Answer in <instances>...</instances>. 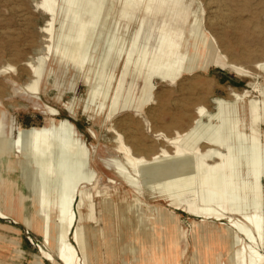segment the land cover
<instances>
[{"label": "rangeland", "instance_id": "374dc122", "mask_svg": "<svg viewBox=\"0 0 264 264\" xmlns=\"http://www.w3.org/2000/svg\"><path fill=\"white\" fill-rule=\"evenodd\" d=\"M108 1L111 0L106 3ZM114 1L116 4L111 7L109 18L104 21L105 10H101L92 36L87 38L89 42L86 40L87 48L84 45L83 52L79 50L81 55L87 56L84 70H75L72 64L60 62L58 57L48 54L38 90L33 93L26 89L33 78L26 64H36L46 53L47 45L63 49L71 37V34L66 36L69 21H63L60 27L64 18L60 8L53 21L52 34L48 36L44 27L49 16L36 7L35 0H0V121L6 128L10 125L40 126L47 122L48 109L52 108L57 111L54 118L68 119L84 141L89 152V167L95 173L94 184L87 185L84 190L93 193L90 208L95 216L92 221L82 222L78 243L68 235L81 257V264H122L123 260L130 264H151L150 259L156 264L227 263L229 253L217 255L221 248L215 244L217 233L224 227L221 222L225 220H203L187 209H176L175 204L157 196L138 197L114 173L113 159L124 161L121 151L116 149L119 142L132 153L146 157L162 146L170 151L159 133L172 136L185 130L195 117L197 106L209 112L216 111L220 100L221 112L210 121L203 119L206 126H201V130H209L211 137L224 140V145L228 141L233 153L240 151L235 165L239 173L248 154V121L256 113L251 105L256 102L260 108L264 101V70L256 67L257 63L264 62V0H168L173 4V14L167 20L161 13L147 14L140 4L135 5L133 12V0ZM142 1L145 4L147 0ZM157 1L151 0V9L156 7ZM118 6L121 12L115 16ZM163 9H166L165 4ZM194 19L200 22L204 38L196 45L188 29ZM167 26L169 37L168 31L182 30L184 37L176 40L195 67L174 81L153 77L148 82L145 75L141 77L139 69H143L151 51L158 54L157 38L161 28ZM134 35L137 43L132 47L129 42ZM147 45L148 51L142 47ZM98 72H103L98 85L101 95L92 99L88 92L98 79ZM86 74H89L88 83ZM106 90L103 100L102 93ZM101 101L104 104L99 108ZM113 103L115 107L111 110ZM259 132L260 141L264 142V122L260 123ZM22 140L20 143L24 144ZM222 152L227 154L228 148L224 146ZM190 153L186 156L191 157ZM10 159H15V155L0 148V210H12L7 218H0V264H37L38 261L51 264L39 257L40 247L50 252L56 262L53 247L43 242L30 191L20 178L15 181L17 169L11 172L10 180H1L6 177L5 164ZM191 159L196 167L198 156L193 154ZM177 162L171 158L165 163L175 165ZM201 171L198 167L193 192L187 198H194L199 205L206 202L215 206L216 203L208 198L201 201L200 191L210 189L208 182L202 186ZM144 174L143 171L140 181L148 194L151 191L147 185H155L157 189L158 182L155 177L150 179ZM185 174L187 179L191 176L189 171ZM7 186L9 190L5 191ZM223 186L221 180L218 188ZM96 190L107 199L103 201L101 196H95ZM122 197L126 201L121 202ZM77 198L78 195L74 210L78 218ZM244 201L252 205L251 198ZM129 204L136 209L137 216L128 211ZM156 209L166 217L171 216L168 227L154 224L156 241L152 244L139 242L142 233L138 229L142 225L138 220H144L141 217L144 215L150 224L158 221ZM122 210L126 212L124 218H120ZM127 217H132L133 228ZM134 239L139 246L136 253ZM125 246H130V253L122 252ZM86 252L89 261L83 257Z\"/></svg>", "mask_w": 264, "mask_h": 264}, {"label": "bare ground", "instance_id": "6f19581e", "mask_svg": "<svg viewBox=\"0 0 264 264\" xmlns=\"http://www.w3.org/2000/svg\"><path fill=\"white\" fill-rule=\"evenodd\" d=\"M106 1L35 0L36 7L49 16L47 25L44 27V31L48 36L52 34L53 21L61 8L64 18L60 22V27H63V21H69L68 33L65 34L68 37L71 34V37L63 49L51 48L47 45L46 53L36 64L30 62L26 64L30 68L33 77L26 85L27 90L33 93L37 92L44 59L48 54L58 57L60 62L72 64L75 70H84L87 56L86 54L81 55L80 51L83 52L81 49L88 44L86 43L87 38L92 36L93 28L101 15V10H105L104 21H106L109 18L111 7L116 4L114 0L108 1V3ZM142 2V0H133L132 11L134 12L135 5L140 4L147 14L153 13L156 15L161 13L166 20L173 14V4H169L168 0H158L156 7L153 6L152 9L150 8L151 0H147L145 4H142ZM164 4L166 5L165 10L163 9ZM119 12H121V9L118 6L115 16ZM196 20L194 19L191 25L188 24L189 37L193 45L204 40L200 32V22L197 23ZM166 30H169L168 26L161 28V34L157 38L158 54L151 51L149 58L145 60L143 69H139L141 77L145 75L148 82H151L153 77H157L162 81H174L182 73H188L195 67L190 57L181 51V44L176 40L179 37H184L182 30L177 28L168 31L171 33L170 37ZM167 37L169 39L166 41ZM129 43V46L132 47L137 43L135 35ZM142 47L148 51V45ZM256 67L264 70V62L257 63ZM87 70L89 71V69ZM87 70H85L86 73H88ZM101 73L103 72L97 73L98 79L95 78L94 83L90 85L89 98L94 99L100 94L98 85L101 81ZM88 75L86 74V80L89 79ZM111 79L108 82L107 89L110 86ZM86 82L88 83V80ZM107 92L106 90L102 93L103 100L107 96ZM262 93L264 92L262 91ZM220 103L221 101L218 100L216 111L212 112L207 111L201 105L197 106L195 109L196 115L191 118L192 121L185 130L175 132L172 136L160 132L159 134L164 136L166 146L171 148L170 151L167 147L162 146L158 152H151V156L149 157V154L146 157L132 153L129 147L119 142L116 149L119 152L121 151L122 160L124 161L113 159L114 173L138 197L141 196L144 199L145 197L157 196L159 199L164 198L169 203L175 204L176 209H187L193 215L202 217L203 220L212 219L220 222L225 220L224 223L221 222L224 227L217 233L215 242L221 248V252L217 255L222 253L228 255L229 253L227 263L222 264H264V142H261L259 138V125L264 122V101L263 106L260 108L256 102L251 105L256 113H253L248 121V126H250V136L246 143L248 154L244 163H241L244 166H241L239 173L235 171V165L240 159V151L237 154L233 153L228 141V143L225 142L227 145H224V140L211 137L209 130H201V126H206L202 122L203 119L210 121L221 112ZM103 104L101 101L99 108ZM114 107L115 104L113 103L111 110ZM235 110H238L237 106H235ZM56 115L57 111L55 109H48L46 123L26 128L13 127L12 125L6 128L5 124L0 121V148L15 155V159H10L5 164L7 173L6 177L1 178V180H10L11 172L17 169L18 173L15 181L20 178L30 191L35 206V215L40 220H38V226L43 242L53 247L56 262L58 264H81V257L78 255L73 242L69 240L68 235H72L74 241L78 243L79 230L83 227L82 222L94 219L95 214L90 208L94 196L93 193L88 189L84 190V188L87 185L92 186L94 184L95 173L89 167L88 149L74 124L65 118L55 119L54 116ZM14 133L15 136H11ZM22 139H24V144L20 143ZM224 146L226 149L228 148L227 154L222 152ZM188 153L191 154V157L186 156ZM193 154L198 156L196 167L193 166L191 159ZM171 158L178 160V162L175 165H167L165 162ZM198 167L200 170L202 169L199 177L202 186L206 182L210 185L208 191L204 189L200 191L201 201L205 202L210 199L216 203L215 206H211L206 202L199 205L194 198H187L188 194L193 192L194 174ZM143 171L145 172L144 175L149 176L150 179L155 177L158 182H156L157 189L155 185H147L146 183L151 191L148 194L145 193V188L140 181ZM187 171L191 175L188 179L185 174ZM221 180H223L224 186L218 188ZM7 190H9L8 186L5 191ZM155 193H158V195H155ZM77 195L79 198H77L78 218L74 210ZM95 196H101L103 201L107 199L106 197L103 199L106 195L101 194L99 190H96ZM247 198H251V206L245 203L244 200ZM124 200L126 201L122 197L121 202ZM225 202H229V204L226 205ZM81 208H84L85 212H80ZM11 211V208L0 210V218H7ZM128 211L136 212V209L132 207V204H129ZM119 213L120 218L125 217V211L122 210ZM144 213L146 212L144 211ZM155 213L159 219L158 221L154 220L151 224L144 215H141L144 220H138L142 225L138 229L142 233L139 242L152 244L156 241V236L153 234L154 224L168 227L171 216H164L158 209ZM15 217L17 218V216ZM128 222L133 228L132 217L128 218ZM182 235H184L183 232ZM82 241L84 240L82 239ZM133 243V251L136 253L139 246L136 244L135 239ZM209 245H212L211 242H209ZM39 250L40 258L42 257L56 264L55 258L50 252L43 250L41 247ZM122 252L130 253V246L122 248ZM83 257H86L89 261L87 252L83 254ZM122 262V264H130L127 260ZM150 262L156 264L151 259ZM37 264H42V262L38 261Z\"/></svg>", "mask_w": 264, "mask_h": 264}]
</instances>
